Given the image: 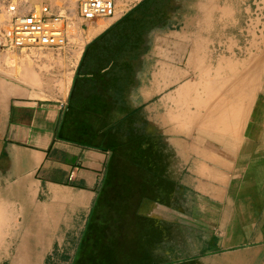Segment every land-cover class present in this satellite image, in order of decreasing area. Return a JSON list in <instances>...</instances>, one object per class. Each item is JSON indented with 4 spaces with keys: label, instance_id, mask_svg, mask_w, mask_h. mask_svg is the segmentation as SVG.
I'll return each mask as SVG.
<instances>
[{
    "label": "crops",
    "instance_id": "crops-1",
    "mask_svg": "<svg viewBox=\"0 0 264 264\" xmlns=\"http://www.w3.org/2000/svg\"><path fill=\"white\" fill-rule=\"evenodd\" d=\"M28 3L34 0H0L6 9L1 23L26 11ZM13 4L17 10L11 12ZM139 25V19L114 14L86 22L90 38L85 43L77 32L69 34L76 38L74 49L5 48L0 42V264H83L87 257L99 258L93 264L264 260L259 248L231 254L215 235L227 227L230 184L242 185L239 196L259 192L253 187L259 186V176L250 163L262 158L264 128L221 132L219 140L207 138V144L185 152L165 135L171 157L166 166L156 165L169 179L156 184L162 200L135 194L124 209L110 198L108 208L98 207L110 157L104 142L109 119H101L99 105H130L131 88L138 86L139 96L156 99L155 109L161 111L167 102L160 98L168 89L162 67L149 84L139 55L130 62L121 52L113 60L87 47L113 31L139 34ZM131 72L134 85L126 77ZM256 93L263 101L262 88ZM141 155L149 166L145 152Z\"/></svg>",
    "mask_w": 264,
    "mask_h": 264
},
{
    "label": "rangeland",
    "instance_id": "rangeland-1",
    "mask_svg": "<svg viewBox=\"0 0 264 264\" xmlns=\"http://www.w3.org/2000/svg\"><path fill=\"white\" fill-rule=\"evenodd\" d=\"M73 2L76 17L70 19L65 16L63 8L71 6ZM78 2L79 0H34L33 4H26V11L23 13L47 4L52 15L63 17L66 36L63 49H74L76 38L69 35L72 34L69 24L76 23L77 35L83 36L84 43L90 38L84 31L87 21H83L78 15ZM113 3L115 16L143 19L140 34H125L123 39L125 42L130 40L132 44L125 49V53L134 57V60L137 55L141 58V68L147 71L149 84H153L152 77L155 78L160 67L168 72L171 65L176 66L181 62L180 68H184L191 49L188 39H191L197 50L202 52L200 56L208 58L207 68L211 64L217 66L219 61L224 62L226 59L233 63L241 59L240 64H256L260 71L259 86L261 85L264 94V0H113ZM11 7L17 10L15 4ZM4 11L6 9L0 7V42L2 47L7 48L10 47L6 39L11 20L6 25L1 23V12ZM113 39L119 40L120 37ZM158 49L163 54L162 58L157 54ZM128 76L132 77L134 85L135 73L126 74ZM125 91L127 93V89ZM169 94L170 90H167L165 95ZM131 96L130 105H99L101 119H109L104 142L110 151L107 177L99 193L98 207L101 209L108 208L109 198L115 200H111L112 204H118L124 209L135 194L148 200H162L157 195L156 182L169 181L166 170L156 168L158 163L166 166L167 159L171 157L164 149V137L158 132L156 118L163 110L155 109L153 102L156 99L146 101L141 98L138 86L131 88ZM263 97L264 95L261 96ZM91 108V105L84 106L86 111ZM148 130L150 132L147 133ZM194 137L195 140H200L196 135ZM143 151L150 160L149 166L143 165L139 158ZM261 155L260 160L250 163V167L256 169L259 176V186H253L258 187L259 192L239 196L238 190L242 185L230 184L224 206L228 214L227 227L225 231L216 232L215 235L227 244L226 251L231 254L259 248L260 257L264 259V153ZM243 165L246 166V163ZM182 207L183 205L181 209ZM252 212L257 215H252ZM215 238L213 236V240ZM98 260V257L94 260L87 257L82 262L93 264V261ZM262 262L264 260H261V264Z\"/></svg>",
    "mask_w": 264,
    "mask_h": 264
},
{
    "label": "bare ground",
    "instance_id": "bare-ground-1",
    "mask_svg": "<svg viewBox=\"0 0 264 264\" xmlns=\"http://www.w3.org/2000/svg\"><path fill=\"white\" fill-rule=\"evenodd\" d=\"M75 9V2H73L71 6L63 8V12L67 18L73 19L76 17ZM75 24L68 25L71 33L77 32ZM99 30L100 28L89 34L93 35ZM188 40H190L191 49L184 68H180L181 62H179L176 66L171 65L168 72L163 69L161 73L164 79L163 87L170 90V94H164L160 98L161 102H167V107L164 106L161 109L163 112L157 115L158 132L162 136H172L174 148L187 151L195 144H207L205 141L207 138L219 140L221 132L235 134L264 128L262 124L264 100L258 99L256 93V89L261 88L258 83L256 64H240L241 59L233 63L226 59L227 61L224 60V62L219 61L217 66L211 64L207 68L208 58L200 56L202 52L197 50L191 39ZM158 53L162 58L163 54L159 49ZM194 134L200 140L192 141L195 140ZM183 152L178 154L180 158H184Z\"/></svg>",
    "mask_w": 264,
    "mask_h": 264
},
{
    "label": "built area",
    "instance_id": "built-area-1",
    "mask_svg": "<svg viewBox=\"0 0 264 264\" xmlns=\"http://www.w3.org/2000/svg\"><path fill=\"white\" fill-rule=\"evenodd\" d=\"M9 10L15 11V7ZM113 14V0L78 2V15L83 21L111 17ZM7 40L11 47L62 49L66 44L63 17L52 15L47 4L28 13L14 15Z\"/></svg>",
    "mask_w": 264,
    "mask_h": 264
},
{
    "label": "trees",
    "instance_id": "trees-1",
    "mask_svg": "<svg viewBox=\"0 0 264 264\" xmlns=\"http://www.w3.org/2000/svg\"><path fill=\"white\" fill-rule=\"evenodd\" d=\"M124 17L139 19V21H140L139 27L142 25V23H141V20H143L142 18H138V17H135V16H124ZM113 32L105 34V35L97 38L96 41L93 42V44L89 45L87 48L88 49H90V48L94 49L95 48L94 50L95 51L98 50L99 51L98 53L100 55L102 54V55H104V57H111L113 60L119 58V56L121 55V52L124 54V57L126 59H128L130 62L132 60H134V57L128 56L125 53V51H126L125 49L127 47H129L130 45H132V44L130 43V40L125 42V40L123 39V36L125 34H130V33L131 34H133V33L137 34V33L135 31H130V32H126V33H123V34H119V35H116V34L112 35ZM140 32H141V28H140L139 34H140ZM139 34H137V35H139ZM118 36L120 37L119 40H114L113 39V38H116ZM99 46H102L100 50H99V48H100ZM135 47H137V46H135ZM113 49L115 50L114 52H113ZM85 106H87V105H85ZM152 181H154V180H152ZM151 183H155V182H151Z\"/></svg>",
    "mask_w": 264,
    "mask_h": 264
}]
</instances>
